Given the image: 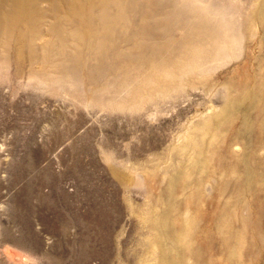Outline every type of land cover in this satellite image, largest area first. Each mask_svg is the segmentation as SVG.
Instances as JSON below:
<instances>
[{
  "label": "rangeland",
  "instance_id": "obj_1",
  "mask_svg": "<svg viewBox=\"0 0 264 264\" xmlns=\"http://www.w3.org/2000/svg\"><path fill=\"white\" fill-rule=\"evenodd\" d=\"M0 264H264V0H0Z\"/></svg>",
  "mask_w": 264,
  "mask_h": 264
}]
</instances>
